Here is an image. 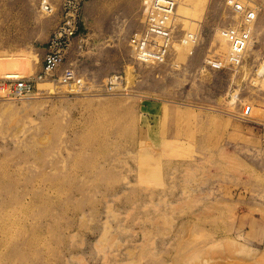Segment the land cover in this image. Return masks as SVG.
Returning <instances> with one entry per match:
<instances>
[{
	"label": "rangeland",
	"instance_id": "374dc122",
	"mask_svg": "<svg viewBox=\"0 0 264 264\" xmlns=\"http://www.w3.org/2000/svg\"><path fill=\"white\" fill-rule=\"evenodd\" d=\"M42 1L0 0V77L41 70ZM176 1L166 63L132 58L144 0H83L63 68L87 90L0 100V264H264V5L241 67L214 70L237 17Z\"/></svg>",
	"mask_w": 264,
	"mask_h": 264
},
{
	"label": "built area",
	"instance_id": "2783aa9c",
	"mask_svg": "<svg viewBox=\"0 0 264 264\" xmlns=\"http://www.w3.org/2000/svg\"><path fill=\"white\" fill-rule=\"evenodd\" d=\"M257 2H260L257 3ZM53 0H43L42 12L52 13ZM238 23L221 29V36L229 43L225 60L207 59L206 63L214 70L237 69L252 40L253 26L264 5V0H225ZM176 0H149L143 9L141 28L129 38L132 58L145 65H162L167 62L174 41V19L177 10ZM83 0H61L60 21L47 43V53L42 71L34 76L10 73L0 77V100L23 101L35 97L38 85L58 82L70 94H82L87 90L84 79L73 68H63L74 40L79 36L82 22ZM53 14V13H52ZM51 14V15H52ZM199 34L186 33L181 43L192 46L197 43ZM264 79V61L259 70ZM113 87H110V91ZM48 91V90H47ZM52 93V91H48Z\"/></svg>",
	"mask_w": 264,
	"mask_h": 264
},
{
	"label": "bare ground",
	"instance_id": "6f19581e",
	"mask_svg": "<svg viewBox=\"0 0 264 264\" xmlns=\"http://www.w3.org/2000/svg\"><path fill=\"white\" fill-rule=\"evenodd\" d=\"M148 1H149V0H144L143 5L145 6V5L147 4ZM144 6H143V7H144ZM262 9H263V8H262ZM252 45H253V42L251 41L250 44H249V47H248V49H247L246 52H248V50L250 49V47H251ZM13 56H14V55H13ZM245 56H246V55H245ZM12 58H13V57H12ZM3 60H4V59H3ZM11 60L13 61V59H11ZM11 60H10V59H7V60H4V62H3V61H2V62H3V64H4L5 66L8 65L9 67L12 66V65H15V66L18 65L17 62L14 63L16 60L13 61V62H10ZM2 62H1V65H0V66L3 65ZM29 63H30V62H28V64H29ZM20 64H21V63H20ZM5 66H4V67H5ZM2 68H3V66H2ZM11 68H12V67H11ZM25 68H26V67H25ZM0 69H1V68H0ZM261 69H262V68H261ZM258 73H259V72H258ZM260 74H261V73H260ZM260 74H259V75H260ZM260 76H261V75H260ZM128 77H129V76H128ZM258 79H259V78H258ZM232 102H233V100H232Z\"/></svg>",
	"mask_w": 264,
	"mask_h": 264
},
{
	"label": "crops",
	"instance_id": "0c3cea01",
	"mask_svg": "<svg viewBox=\"0 0 264 264\" xmlns=\"http://www.w3.org/2000/svg\"><path fill=\"white\" fill-rule=\"evenodd\" d=\"M60 2H61V0H60ZM59 4H60V3H59ZM40 12H41V11H40ZM142 17H143V14H142ZM59 21H60V19H59ZM58 24H59V22H58ZM58 24H57V25H58ZM57 25L55 26V28L57 27ZM55 28H54V29H55ZM54 29H53V30H54ZM53 30H52V32H53ZM52 32H51V33H52ZM50 35H51V34H50ZM49 38H50V36H49ZM48 41H49V39H48ZM48 41H47L46 44H45V48H44V57H45V54L47 53V43H48ZM71 51H72V49H71ZM71 51H70V52H71ZM44 57H43V60H44ZM66 63H67V61H66ZM42 68H43V61H42V64H41V70H40L39 72L42 71Z\"/></svg>",
	"mask_w": 264,
	"mask_h": 264
}]
</instances>
